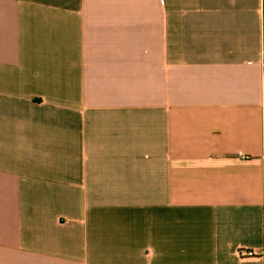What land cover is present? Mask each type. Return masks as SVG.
<instances>
[{
  "label": "crops",
  "instance_id": "0c3cea01",
  "mask_svg": "<svg viewBox=\"0 0 264 264\" xmlns=\"http://www.w3.org/2000/svg\"><path fill=\"white\" fill-rule=\"evenodd\" d=\"M0 264H264V0H0Z\"/></svg>",
  "mask_w": 264,
  "mask_h": 264
},
{
  "label": "built area",
  "instance_id": "2783aa9c",
  "mask_svg": "<svg viewBox=\"0 0 264 264\" xmlns=\"http://www.w3.org/2000/svg\"><path fill=\"white\" fill-rule=\"evenodd\" d=\"M255 254L252 250L241 248L238 250V256L240 258H250L253 257Z\"/></svg>",
  "mask_w": 264,
  "mask_h": 264
}]
</instances>
